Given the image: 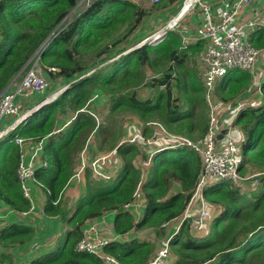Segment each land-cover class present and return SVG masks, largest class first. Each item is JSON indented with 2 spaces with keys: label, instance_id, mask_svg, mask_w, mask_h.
<instances>
[{
  "label": "trees",
  "instance_id": "trees-1",
  "mask_svg": "<svg viewBox=\"0 0 264 264\" xmlns=\"http://www.w3.org/2000/svg\"><path fill=\"white\" fill-rule=\"evenodd\" d=\"M79 1L0 0V94L36 55L44 76L51 81L58 78L66 86L0 141V203L17 212L29 210L17 174L19 148L12 139L19 135L44 140L41 159L46 165L35 171L45 195L43 213L58 216L68 227L51 251L28 264H107L97 255L76 251L75 244L87 220L110 210L119 212L112 223L116 234L150 227L156 238L164 237L160 227L183 211L200 171L198 155L186 145L157 149L150 157L140 144L123 141L122 124L116 118L127 113L135 116L143 138L160 129L152 122L172 135L197 139L205 134L209 119L203 81L200 72L189 66V58L204 42L184 44L182 35L171 30L159 44L135 46L142 38L132 36L141 21L173 0H159L152 10L132 0H92L80 7ZM249 40L254 47H263L264 27L254 29ZM49 67L57 70L49 71ZM251 78L249 71L229 69L217 79V98L236 99ZM260 91L261 104L241 109L235 119L245 135L240 172L261 173L260 189L247 195L229 181L206 188L205 198L221 206L209 233L199 236L191 231L190 222H184L169 240L170 257L175 258L169 257L166 264H264V81ZM93 96L106 98L107 115L102 121L91 111ZM86 145L95 154L114 151L118 169L91 180L90 169L85 168L84 190L69 203L62 196ZM148 158L146 177L134 195L140 181L139 161ZM136 199L145 204L135 222V211L125 205ZM34 233L28 221L0 228V246L6 248L0 252V261L13 263V249L31 240ZM155 245L115 240L102 252L119 264H144Z\"/></svg>",
  "mask_w": 264,
  "mask_h": 264
},
{
  "label": "built area",
  "instance_id": "built-area-1",
  "mask_svg": "<svg viewBox=\"0 0 264 264\" xmlns=\"http://www.w3.org/2000/svg\"><path fill=\"white\" fill-rule=\"evenodd\" d=\"M92 0H80V3L88 6ZM157 3L159 0H150ZM249 0H235L226 3L224 8L214 14L211 11V5L203 0H183L180 11L176 16L170 18L162 25L150 31L139 42L136 47L148 44L156 45L162 42L170 30L176 28L179 18L183 14L197 10L199 12V23L197 24L194 41H203V47L197 54L202 69L204 98L208 105V127L206 133L197 139H191L184 135L169 134L163 126L156 123L160 129L153 133V137L143 140L141 133L135 131L128 135L130 140H137L142 145L157 146H179L186 145L194 150L201 158L202 172L201 177L189 198L184 210L167 221L163 226L170 222L174 223L176 231L179 230L184 222H190V229L193 233L201 234L209 231L211 220L220 212L221 206L217 203L209 202L203 193L205 187L219 181H229L232 186L238 187L240 191L256 189L259 183V172H247L241 174L240 164L242 161V143L244 136H235L232 133V124L229 118L220 120L219 113L222 107H229V101L223 102L216 95V83L220 76H223L229 69L239 68L252 72L255 63L261 55H264V47L256 48L249 41L248 32L244 27H253L256 25L254 20H249L243 26L236 25V18L241 9ZM186 44V41L183 40ZM39 55H36L30 67L25 71L23 76L13 80L9 87L0 94V141L17 129L19 124L32 112L36 111L41 105L47 103V98L41 103H36L31 107L23 108L17 101L20 98H28L37 95H43L49 87L48 79L41 73L38 64ZM49 71H56L54 67H49ZM63 89H59L60 92ZM59 92H56L57 95ZM54 95L53 98L56 96ZM234 105V104H233ZM232 105V107H233ZM241 104L230 109L229 114L238 111ZM6 116L12 117V120L1 126ZM135 130L136 126H134ZM218 135H221L218 138ZM12 141L19 148V162L17 174L23 195L30 202L28 211L20 212L27 214L33 209L43 215V206L45 195L35 177V171L41 165L45 166L46 162L41 159L43 151V141H34L32 138H25L19 135L14 136ZM97 156L89 167L96 176L106 177L104 167L107 161L101 158L108 157ZM93 160V159H92ZM149 166L148 161L141 162V180L145 177V170ZM84 168V167H83ZM83 168L80 166L76 169L77 177ZM138 188L134 195L138 194ZM44 197V200H43ZM142 204L141 199L126 204L125 207ZM97 223L83 231V236L75 244V250L78 252H88L99 256L107 263H117L110 255L102 252V248L107 245L113 238L109 235H101ZM105 230V229H102ZM168 236L160 242L158 248L145 264H164L170 256ZM0 264H4L0 261ZM15 264V263H10Z\"/></svg>",
  "mask_w": 264,
  "mask_h": 264
},
{
  "label": "crops",
  "instance_id": "crops-1",
  "mask_svg": "<svg viewBox=\"0 0 264 264\" xmlns=\"http://www.w3.org/2000/svg\"><path fill=\"white\" fill-rule=\"evenodd\" d=\"M133 1L136 2L138 5L140 4L141 7H143L146 6L149 0H133ZM203 1L209 2L212 6L213 13H216V11L218 9H221L226 3L235 0H203ZM180 4H181V0H173L165 7L152 10L154 14H152L150 18L144 21L146 28L145 32L148 33L149 31H152L153 29L165 23L167 21L168 14L171 12V9H173V7L176 5L178 8ZM252 19L256 22V26H264V0H249L248 4L244 5V7L241 9L238 18H236V25L239 26L242 23L248 22L249 20ZM198 23H199L198 11L197 10L191 11L189 14L182 15V18L176 28V31L182 35L183 40H185L186 42L195 43L193 39L196 34L195 27L197 26ZM147 26L150 27L149 30H147ZM253 30L254 29H248L249 32H252ZM197 54H195L196 59H197ZM198 63H199V72L202 75L200 62L198 61ZM52 81L50 87L53 86ZM263 81H264V55H261L258 61L255 63V66L252 70V81L249 87L245 91H243L238 97V99L242 100L244 106H258L261 104L262 96L259 94L256 88H258ZM53 82L55 85L56 84H58V86L61 85V81H59L58 78L55 79ZM58 86H55L54 89H56ZM34 98L35 95L28 98L19 97L17 101L21 104L23 108H26V107H31L36 102L34 101ZM234 102L230 103L229 107L226 108L222 107L219 113L220 120L229 117V111L230 109H232V105L234 104ZM11 120L12 117L6 116L3 122L1 123V126L9 123ZM232 133L235 136L242 135L245 138V135L241 129L234 128L232 129ZM77 161L75 168L77 167ZM106 168L108 170L112 169L111 167L108 166V163ZM83 178L84 181H75V183H69L62 196L64 200L66 199L67 201V199H69L68 201L71 200L73 201L80 196V194L82 193V187L86 180L85 172L83 174ZM126 208L135 211L133 216L134 221L135 222L138 221L139 214L141 215L142 213V207L136 208V206H129ZM118 213L119 212L117 210H110L108 212L103 213L97 218L87 220L83 227V231L91 227L95 223H97L96 226L98 227L101 235H109L112 238L127 240V241L136 239L138 241L153 242L156 244L155 249L159 246L160 241L163 237L156 238L155 230L150 227L132 228L128 230L127 233L121 236L113 232L112 223ZM25 221H28L35 227V233L34 236L31 238V240L13 249L12 262L15 264H28L30 259L39 256L45 252L51 251L56 244L58 236L68 228L62 223V221L58 216H46L44 214L41 215L39 214L38 211L34 209L29 213L22 215L20 214V212L12 210L11 208H8L7 206L0 203V228L11 222H25ZM160 228H162L163 230V233L165 235L164 237L171 236L173 235V233L176 232L173 222H170L167 225L162 226ZM161 235H163L162 232ZM1 251H6V248L0 246V252ZM170 258L173 261L175 256L172 255Z\"/></svg>",
  "mask_w": 264,
  "mask_h": 264
},
{
  "label": "rangeland",
  "instance_id": "rangeland-1",
  "mask_svg": "<svg viewBox=\"0 0 264 264\" xmlns=\"http://www.w3.org/2000/svg\"><path fill=\"white\" fill-rule=\"evenodd\" d=\"M134 3H136V2H134ZM159 3V2H158ZM157 3V4H158ZM137 4V3H136ZM156 3L155 4H152L151 2H150V0L147 2V4H146V6H143V9L145 8L146 10H152V8H154V9H156L157 8V5ZM138 5V4H137ZM181 5L182 4H180L179 5V7L177 8V5L176 6H174L173 7V9H171V12L168 14V17H167V20H169L170 18H172V17H174V16H176L177 15V13L179 12V10L181 9ZM139 6H141L140 4H139ZM152 14H154L153 12H152ZM152 16V15H151ZM150 16V17H151ZM150 17H148V18H150ZM147 18V19H148ZM146 19V20H147ZM145 20V21H146ZM150 29V27H148L147 26V30H149ZM146 31V28H145V22H142L141 21V24L139 25V27H138V30L136 31V33L132 36L133 37V39H136V38H139V36H140V38H143L145 35H147L148 33L147 32H145ZM139 38V39H140ZM131 48H128L127 49V51L128 50H130ZM116 58V57H115ZM188 58H189V56H188ZM189 66H191V67H194L197 71H199V63H198V61H197V59H196V55H194V56H192L191 58H189ZM41 69V68H40ZM24 70V69H23ZM23 70L21 71V72H23ZM25 73V72H24ZM23 73V74H24ZM41 73H42V70H41ZM23 74L21 75V73H20V75L18 76V78L20 77V76H23ZM43 74V73H42ZM44 75V74H43ZM148 75H152V73L151 72H148ZM174 75H175V73H173L172 74V76L174 77ZM200 77H201V79H202V77H203V73H202V75H201V73H200ZM48 81H49V87L47 88V90H46V92L43 94V95H37V96H35V98H34V101H36L33 105H35L36 103H41V101L43 100V99H45V98H47V103H49V102H51L52 100H54L55 99V97L57 96L55 93L56 92H59L58 90L59 89H63L64 87H66V86H61V85H59L58 86V84H54V82L52 81V87H50V85H51V80H49L48 79ZM59 81H61L60 79H59ZM62 82V81H61ZM55 86H58L56 89H54V87ZM141 91L142 92H146V94H147V91L145 90V89H141ZM54 95H56L54 98H53V96ZM104 97V96H103ZM101 97V96H93L92 98H91V101H90V107H91V111H93V113L97 116V119L99 120V121H102L105 117H106V115H107V103L105 102V100H106V98L104 97ZM32 105V106H33ZM207 105V104H206ZM207 107H208V105H207ZM60 116V115H59ZM62 117L63 116H60V119H62ZM235 118H236V112H232V114L229 116V122L232 124V128L234 129H241L239 126H237L236 124H235ZM136 117L135 116H133L132 114H129V113H127V114H123L122 116H120V117H117L116 118V122L117 123H121L122 124V130H123V134H124V136H123V138H125V139H128L127 138V136H128V134H133L135 131H137L138 133H139V128H140V124H137L136 123ZM135 122V123H134ZM153 124H156V123H153ZM134 126H136V129L137 130H135V128H134ZM154 134H158L157 132L156 133H154ZM154 136V135H153ZM152 136V137H153ZM92 139V138H91ZM129 139H131V137H129ZM90 140V139H89ZM92 143H94V141H91ZM93 150H94V148L92 147L91 149L88 147V145H86V147H84V152L82 151L81 152V154L79 155V158H78V161H77V167L80 165V168H83V166L85 165V168H87L88 167V163H90V164H92V162L95 160V158L97 157V156H106L107 154H104V152H97L96 154L93 152ZM114 154V153H113ZM113 154H112V156L110 157V156H108V157H103V158H101L103 161H107V163H108V166L109 167H111V168H113V169H115L117 166H116V160H115V158L113 157ZM93 159V160H92ZM76 168H74V170H75ZM91 173V172H90ZM84 178H83V173H82V171L80 170V173H79V175L77 176V177H75V178H73L72 180H71V182L70 183H75V181H84L83 180ZM94 179V177H92L91 178V180H93ZM84 186H85V183H84V185H83V187H82V191L84 190ZM257 190L258 189H260V186H259V183H258V185H257ZM246 193H247V195H250V192H252L253 190L252 189H249L248 187H246ZM43 200H44V197H43ZM69 200V199H68ZM72 201V200H71ZM71 201H69V203H71ZM209 233V232H208ZM208 233H205V234H203V233H201V234H198L199 236H204V235H207ZM164 238L165 237H163L162 239H161V241H163L164 240ZM160 241V242H161Z\"/></svg>",
  "mask_w": 264,
  "mask_h": 264
},
{
  "label": "clouds",
  "instance_id": "clouds-1",
  "mask_svg": "<svg viewBox=\"0 0 264 264\" xmlns=\"http://www.w3.org/2000/svg\"><path fill=\"white\" fill-rule=\"evenodd\" d=\"M133 1V0H132ZM151 2V1H150ZM159 2V1H158ZM157 2V3H158ZM182 2H183V0H181V4H182ZM206 2V1H205ZM233 2V1H232ZM152 3V2H151ZM209 3V2H208ZM229 3H231V2H229ZM152 4H155V3H152ZM210 4V3H209ZM80 5H83V3H80V1L78 2V6H80ZM211 5V4H210ZM246 5V4H245ZM182 6V5H181ZM225 7V5L222 7V8H224ZM180 11V10H179ZM196 11V10H195ZM211 11H212V6H211ZM219 11V9L216 11V13ZM213 12V11H212ZM199 13V12H198ZM216 13H214V14H216ZM187 14H189V13H187ZM181 18H182V16L179 18V20H178V24L180 23V20H181ZM253 20V19H252ZM245 23H247V22H245ZM245 23H242L241 25H239V26H243ZM178 24H177V26H178ZM177 26H176V28H177ZM260 27H264V26H253V27H244L245 29H246V31L248 32V35H249V37H250V33L251 32H249L248 31V29H257V28H260ZM176 28L175 29H173V30H176ZM171 31V30H170ZM150 32V31H149ZM148 32V33H149ZM250 41V40H249ZM251 43V42H250ZM253 46V45H252ZM264 47V46H263ZM257 48V47H256ZM262 48V47H261ZM233 69V68H232ZM237 69H239V68H237ZM242 70V69H241ZM245 71H248V70H245ZM250 72V71H249ZM251 73V75H252V72H250ZM226 74V73H225ZM18 78V77H17ZM16 78V79H17ZM251 81H252V78H251ZM251 81H250V83H251ZM260 86H261V84L259 85V87L258 88H256V90L259 92V94L262 96V94H261V91H260ZM249 87V86H248ZM65 89V87L63 88V90ZM63 90H61L59 93H61ZM58 93V94H59ZM57 94V95H58ZM240 96V95H239ZM238 96V97H239ZM57 97V96H56ZM55 97V98H56ZM238 97L236 98V99H233V100H230L229 102H231V103H233L234 101V105H233V107L234 106H238V104H241V106L239 107V109H238V111H237V113H236V117H237V115H238V113H239V111L241 110V109H243V108H245V107H248V106H244V103L242 102V100H240V99H238ZM46 99V98H45ZM53 101V100H52ZM45 104H47V103H45ZM44 105V104H43ZM42 106V105H41ZM40 106V107H41ZM39 107V108H40ZM232 107V108H233ZM252 107H256V106H252ZM229 116H230V114H229ZM227 118H229V117H227ZM236 119V118H235ZM152 123H154V122H152ZM139 130H140V128H139ZM156 131V130H155ZM141 133V132H140ZM129 135V134H128ZM153 135V134H152ZM151 135V136H152ZM150 136V137H151ZM141 137H142V135H141ZM127 138H128V136H127ZM143 138V137H142ZM149 138V137H148ZM123 139V141H130V142H136V143H138V144H140L141 146H143V147H145V149H146V152L147 153H149L150 154V157H151V155L157 150V149H166V148H173V147H176V146H157V145H148V144H145V145H142V143H140V142H138L137 140H130V139H125V138H122ZM143 140L145 141V140H147V138H143ZM190 148V147H189ZM191 149V148H190ZM83 152H84V149L82 150ZM81 151V152H82ZM194 151V150H193ZM81 152H80V154H81ZM114 153V151H112V152H110V153H108L107 155H110V157L112 156V154ZM197 155H198V153H196ZM113 157L115 158V160H116V168L115 169H111L110 171L111 172H115L117 169H118V163H119V161H118V159L115 157V154H113ZM198 157H199V159H200V171H199V176H198V180H197V183H198V181H199V179H200V177H201V172H202V167H203V165H202V162H201V158H200V156L198 155ZM149 160V165H150V159L148 158V159H146V160H141V161H139V165H140V168H141V162L142 161H148ZM80 166V165H79ZM78 166V167H79ZM106 166H107V162H106V165H105V167H104V170L106 171V176L107 175H109V173H108V169L106 168ZM78 167H76V169L78 168ZM84 168H83V170H82V173L84 174V169H85V165L83 166ZM88 167H89V163H88ZM149 167V166H148ZM148 167H147V169H148ZM90 168V167H89ZM147 169L145 170V177H146V172H147ZM90 170H91V172H92V169L90 168ZM75 174H76V170L74 171V173H73V175L71 176V178H70V181H69V183L71 182V180L73 179V178H75L76 176H75ZM140 175H141V173H140ZM261 175V174H260ZM92 176L93 177H98V176H96V175H94V173L92 172ZM101 177H103V176H101ZM144 177V178H145ZM144 178L141 180V178H140V181H139V183H138V186H140V184L143 182V180H144ZM220 182V181H219ZM259 182H260V176H259ZM197 183H196V185H197ZM216 183H218V182H216ZM216 183H214V184H216ZM214 184H212V185H214ZM196 185H195V187H196ZM211 184H209V185H207L206 187H205V189L206 188H208V187H210V186H212ZM138 186H137V188H138ZM195 187H194V189H195ZM136 188V189H137ZM257 188V187H256ZM194 189H193V191H194ZM205 189L203 190V191H205ZM255 190V189H254ZM253 190V191H254ZM136 191V190H135ZM138 192H139V189H138ZM247 191H244V193H246ZM192 194H193V192H192ZM142 200V204L139 206L140 208L142 207L143 208V206H144V201H143V199H141ZM184 210V209H183ZM140 218V217H139ZM173 219V218H172ZM139 220V219H138ZM171 220V219H170ZM165 224V223H164ZM163 226V225H162ZM178 231H176L175 233H173V235L174 234H176ZM209 232V231H208ZM207 232V233H208ZM127 233V232H126ZM123 234H125V233H123ZM123 234H118V235H123ZM197 234V233H196ZM203 234H205V233H203ZM173 235H171V237L173 236ZM198 235V234H197ZM168 237V236H167ZM167 237H165V238H167ZM164 238V239H165ZM115 240H121V239H116V238H113L111 241H115ZM121 241H126V240H121ZM158 248V247H157ZM156 248V249H157ZM155 249V250H156ZM154 250V251H155ZM106 254H108V253H106ZM108 255H110V254H108ZM111 256V255H110ZM152 256V255H151ZM99 257V256H98ZM113 257V256H112ZM170 257V256H169ZM168 257V258H169ZM114 258V257H113ZM150 258V257H149ZM148 258V259H149ZM103 260V259H102ZM117 261V260H116ZM106 262V261H105ZM107 263V262H106ZM107 264H114V263H107ZM115 264H119L118 263V261H117V263H115ZM145 264V263H144ZM164 264H166V262L164 263Z\"/></svg>",
  "mask_w": 264,
  "mask_h": 264
},
{
  "label": "water",
  "instance_id": "water-1",
  "mask_svg": "<svg viewBox=\"0 0 264 264\" xmlns=\"http://www.w3.org/2000/svg\"><path fill=\"white\" fill-rule=\"evenodd\" d=\"M28 63V62H27ZM27 63L23 66V68L15 75V77H14V79L13 80H15L19 75H20V73H21V71L27 66ZM12 80V81H13ZM11 81V82H12ZM221 137V135H218V138H220Z\"/></svg>",
  "mask_w": 264,
  "mask_h": 264
}]
</instances>
